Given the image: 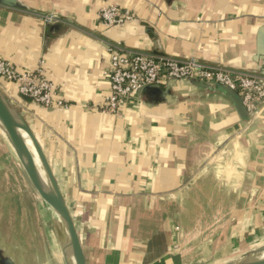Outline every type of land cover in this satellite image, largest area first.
<instances>
[{
  "label": "crops",
  "instance_id": "0c3cea01",
  "mask_svg": "<svg viewBox=\"0 0 264 264\" xmlns=\"http://www.w3.org/2000/svg\"><path fill=\"white\" fill-rule=\"evenodd\" d=\"M21 1L30 10L0 5V56L19 71L40 72L68 107L40 108L6 86L37 112L27 120L87 264H220L264 242V119L246 133L231 99L203 91L153 105L155 96L139 91L115 114L92 108L109 92L111 41L253 70L264 0H175L176 9L163 0ZM112 4L135 20L104 27L98 11ZM174 90L195 91L187 83ZM229 138L234 152L218 156Z\"/></svg>",
  "mask_w": 264,
  "mask_h": 264
},
{
  "label": "built area",
  "instance_id": "2783aa9c",
  "mask_svg": "<svg viewBox=\"0 0 264 264\" xmlns=\"http://www.w3.org/2000/svg\"><path fill=\"white\" fill-rule=\"evenodd\" d=\"M36 16L45 23H65V20L52 14ZM98 18L100 24L109 28L130 22L135 19V15L129 9L112 4L101 7ZM108 51L110 54L109 92L103 105L98 108L92 107L101 113L115 114L145 86L165 85L172 79L182 80L194 77L197 80L224 85L235 91L241 98L251 121L264 119V76L193 57L178 58L130 49L120 41L110 42ZM4 82L16 85L18 95L38 107H68L53 83L42 77L40 72L19 71L0 56V89L17 106ZM19 110L25 118L31 117L32 120L36 118L31 112L28 113L21 108Z\"/></svg>",
  "mask_w": 264,
  "mask_h": 264
},
{
  "label": "water",
  "instance_id": "95a60500",
  "mask_svg": "<svg viewBox=\"0 0 264 264\" xmlns=\"http://www.w3.org/2000/svg\"><path fill=\"white\" fill-rule=\"evenodd\" d=\"M163 1L170 9H176L178 7L175 0ZM0 5L27 11L30 10L21 0H0ZM150 53L166 55L155 51ZM251 59L256 67L253 70L243 71L264 76V21L256 30L255 53L251 56ZM177 83H187L195 91L191 93L186 91L187 93L184 94L182 92H176L174 87ZM196 91L205 92L206 98H208L209 92L219 93L220 96L228 97L231 99L237 115L244 122V131L249 133L256 130L257 121L250 120L241 98L235 91L224 85L197 80L194 77H187L182 80H169L165 85L145 86L140 90V93L142 95H154L155 97L148 102L149 105H153L162 102L166 104L185 102L196 98V96H193L198 95ZM39 107L42 108L41 106ZM0 132L19 161L29 182L39 197L44 201L46 207H48L47 209L53 223L62 263L87 264L79 234L65 203L61 189L59 188L51 163L31 129L27 118L22 115L14 102L1 89ZM231 140L230 138L226 139L218 146V156L230 155L234 152V140ZM49 208L52 212L49 211ZM19 258V262L16 263L7 252V249L2 245L0 246V264H26L24 257L20 256ZM220 264H264V242Z\"/></svg>",
  "mask_w": 264,
  "mask_h": 264
},
{
  "label": "rangeland",
  "instance_id": "374dc122",
  "mask_svg": "<svg viewBox=\"0 0 264 264\" xmlns=\"http://www.w3.org/2000/svg\"><path fill=\"white\" fill-rule=\"evenodd\" d=\"M18 97L22 98L20 95ZM11 98L21 109L38 117L34 109L18 98L19 101L14 99L12 93ZM27 180L19 161L0 132V246L7 249L16 263L20 256L24 257L26 264H35V258L38 262L45 261L47 254L52 251L56 259L49 263L63 264L51 216L44 201L34 188L28 186Z\"/></svg>",
  "mask_w": 264,
  "mask_h": 264
},
{
  "label": "bare ground",
  "instance_id": "6f19581e",
  "mask_svg": "<svg viewBox=\"0 0 264 264\" xmlns=\"http://www.w3.org/2000/svg\"><path fill=\"white\" fill-rule=\"evenodd\" d=\"M48 208V207H47ZM43 211V210H42ZM49 211H51L52 212V210L49 208ZM60 255V254H59ZM59 262V261H58ZM60 263V262H59Z\"/></svg>",
  "mask_w": 264,
  "mask_h": 264
}]
</instances>
